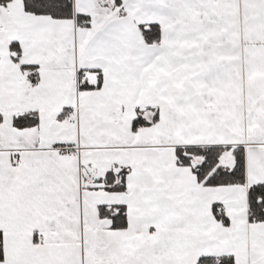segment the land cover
Here are the masks:
<instances>
[{
    "label": "snow or ice",
    "instance_id": "snow-or-ice-1",
    "mask_svg": "<svg viewBox=\"0 0 264 264\" xmlns=\"http://www.w3.org/2000/svg\"><path fill=\"white\" fill-rule=\"evenodd\" d=\"M0 264H264V0H0Z\"/></svg>",
    "mask_w": 264,
    "mask_h": 264
}]
</instances>
